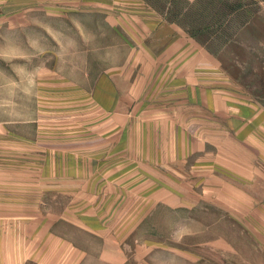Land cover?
Masks as SVG:
<instances>
[{
  "label": "crops",
  "instance_id": "1",
  "mask_svg": "<svg viewBox=\"0 0 264 264\" xmlns=\"http://www.w3.org/2000/svg\"><path fill=\"white\" fill-rule=\"evenodd\" d=\"M35 1L37 10H62V0L22 4L30 10ZM69 1L76 10L78 0ZM163 2L86 0L87 10L103 14V42L111 32L118 45L102 47L108 62L84 101L75 89L53 98L55 107L84 106V116L67 122L85 126L54 139V178L38 181L36 206L24 194L28 180L9 181L5 188L21 190L0 194V264H206V217L193 211L200 204H247L264 220V105L230 62L252 53L237 39L226 43L237 50L231 57L212 49L192 21L175 15L172 0ZM260 6L243 27L264 48ZM40 114L16 126L8 125L13 117L0 121L5 147L22 154L37 144L41 156ZM172 217L180 227L169 228ZM195 219L198 227L190 226ZM190 236L197 242H186ZM209 245L221 251L216 238Z\"/></svg>",
  "mask_w": 264,
  "mask_h": 264
},
{
  "label": "rangeland",
  "instance_id": "2",
  "mask_svg": "<svg viewBox=\"0 0 264 264\" xmlns=\"http://www.w3.org/2000/svg\"><path fill=\"white\" fill-rule=\"evenodd\" d=\"M13 1L0 0V121L7 125L6 118L13 117L14 123L8 125L16 126L21 124L23 116L32 117L34 113L41 112V144L45 139L47 149L41 150L43 154L37 156L39 146L35 144L25 148L27 152L21 154L5 147L9 135L0 129V183L4 185L0 194L10 196L11 192L15 194L21 190L5 188L7 182L28 180L30 186L24 189V194L28 196L30 206H36L39 192L43 189L36 186L38 181L54 178V139L68 133L71 126L73 131L85 126L67 122V116H84V106L61 107L57 103L55 107L53 101L57 99L53 98H69L71 89H75L79 100L84 101L80 97H85L84 93L99 77L103 64L108 62L102 58V47L117 46L118 37L115 33L105 32L103 42V14L97 7L87 10L86 0H78L76 10L69 0H62L59 12L54 11L49 3L42 10H37V1L31 2L28 10L22 0ZM150 1L159 5L164 3L163 0ZM172 1L175 15L187 24L192 21L193 27L199 31V38L208 42L212 49L226 51L231 57L237 50L226 46V43L237 39L245 50L252 53L233 56L235 58L230 59L231 70L238 73L240 84H246L250 94L264 105V79L258 74L261 71L259 66L264 67V48L243 27L260 10L264 0H198L193 4L185 0ZM27 14L30 20L23 17L27 18ZM9 23H13V27H7ZM59 91L60 94L57 93ZM13 141L22 144L19 140ZM222 190L229 195L228 188L223 187ZM174 191H189L191 195H197L196 188H175ZM209 191L213 195L214 189ZM18 206L14 204V207ZM250 208L251 205H232L222 199L221 204H200L193 210L206 217L207 232L201 238L207 242L206 264H264V220ZM236 213L242 217L236 218ZM191 222L190 226L198 227L196 219ZM158 223L164 228L168 224L166 220ZM182 223L169 218V228H178ZM215 238L221 243L220 252H214L209 245ZM185 240L197 242V238L192 236Z\"/></svg>",
  "mask_w": 264,
  "mask_h": 264
}]
</instances>
